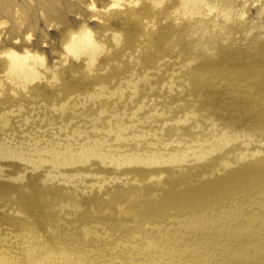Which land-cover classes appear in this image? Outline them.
Here are the masks:
<instances>
[{"label": "rangeland", "instance_id": "obj_1", "mask_svg": "<svg viewBox=\"0 0 264 264\" xmlns=\"http://www.w3.org/2000/svg\"><path fill=\"white\" fill-rule=\"evenodd\" d=\"M113 1L0 0V264H264V0Z\"/></svg>", "mask_w": 264, "mask_h": 264}, {"label": "bare ground", "instance_id": "obj_2", "mask_svg": "<svg viewBox=\"0 0 264 264\" xmlns=\"http://www.w3.org/2000/svg\"><path fill=\"white\" fill-rule=\"evenodd\" d=\"M238 0H181L180 1V10L179 12L183 16H194V15H209L212 13H218L219 16L222 17H230L232 16L236 11V3ZM121 0H114L112 5H110L108 8H116L121 7ZM176 2V0H175ZM134 3L133 0H130L129 5H132ZM9 8H12L10 3H7ZM152 4L154 7H157L161 5L160 2H157L156 0H152ZM136 5H138V2H136ZM7 7V8H8ZM11 13V11H10ZM9 10L5 11L3 10V7L0 6V16L2 15H8L10 14ZM1 26V25H0ZM119 36L114 35V41L118 42ZM66 50L69 54L74 55L76 58H79L80 56H86L91 64H93L96 60V57L98 53L100 52L101 48L96 43V41L93 38V35L91 32H85L83 34L74 35L71 38V41L67 44ZM9 59V71H8V77L11 81H16L17 85L20 87H24L29 83H33L37 79H41V76L39 72L37 71V66H42L44 64V60L42 58H38L36 56H31L29 53H27L25 56H20L16 52H10L8 54ZM129 87H132V89L137 92V85L136 81L132 80L130 81ZM123 96L124 93L121 92H115L112 93V96L115 95ZM96 96V95H95ZM248 105V104H247ZM102 106V105H99ZM255 109V108H253ZM59 110H57L58 112ZM252 111V110H251ZM61 113V112H60ZM72 113V112H71ZM227 113V112H226ZM249 113V112H248ZM55 114V113H54ZM59 114V113H58ZM40 115V114H39ZM57 115V114H56ZM249 115V114H248ZM37 116V115H36ZM239 116V115H238ZM263 116V115H262ZM58 117V116H57ZM5 118V117H4ZM33 118V117H32ZM39 118V117H38ZM55 118V117H54ZM263 118V117H262ZM32 120V119H31ZM6 121V120H5ZM54 121V120H53ZM231 121V120H230ZM229 121V122H230ZM250 123V122H249ZM40 125V124H39ZM43 125V124H42ZM72 125V124H71ZM254 125V124H253ZM8 126V125H7ZM19 126V125H18ZM46 126V125H44ZM247 126V125H246ZM245 126V127H246ZM239 127V126H238ZM254 128V127H253ZM224 129V128H223ZM232 129V128H231ZM255 130L249 129L248 131H244V138H249L252 134H254L257 130L259 132H264V119L259 122L258 126L254 128ZM23 130V129H22ZM21 131V130H20ZM58 131V130H57ZM56 131V132H57ZM224 131V130H223ZM242 132V131H241ZM241 134V133H240ZM239 134V135H240ZM234 135V134H233ZM215 136V135H214ZM238 136V135H237ZM44 138V137H43ZM223 138V137H222ZM242 138V137H241ZM243 138V139H244ZM59 139V138H58ZM236 139V138H235ZM242 139V140H243ZM56 140V139H55ZM67 140V139H66ZM73 141V140H71ZM221 141V140H220ZM7 142V141H6ZM22 142V141H21ZM212 142V141H211ZM246 142V141H244ZM207 143V142H206ZM10 144V143H9ZM23 144V143H22ZM224 144V143H223ZM27 145V144H26ZM16 146V145H15ZM35 146V145H34ZM10 147V146H9ZM18 147V146H17ZM50 147V146H49ZM221 147V146H220ZM217 148V147H216ZM223 148V147H222ZM29 151V150H28ZM178 151V150H177ZM203 151V150H201ZM47 152V151H46ZM75 152V151H74ZM199 152V151H198ZM215 152V150H214ZM38 154V153H37ZM88 155V154H87ZM212 155V154H211ZM214 155V154H213ZM17 156V155H16ZM116 156V155H115ZM20 157V156H19ZM38 157V156H37ZM111 157V156H110ZM208 157V156H207ZM18 158V156H17ZM100 158V157H99ZM206 158V157H205ZM22 159V158H21ZM83 159V158H82ZM51 160V158H50ZM61 162V161H60ZM121 162V161H120ZM168 162V161H167ZM182 162V161H181ZM227 162V161H226ZM114 164V163H113ZM112 164V165H113ZM259 167H264V162L260 163L258 165ZM57 170V169H56ZM55 174V173H54ZM234 212V211H233ZM239 212V211H238ZM237 213V212H236ZM256 216V215H255ZM243 217V216H242ZM202 218V217H201ZM200 219V218H199ZM204 220V219H203ZM207 220V219H206ZM219 220V219H218ZM210 221V220H209ZM222 221V220H221ZM229 221V219H228ZM232 221V220H231ZM234 221V220H233ZM232 221V223H233ZM216 222V221H215ZM213 223V222H212ZM209 224V223H208ZM247 224V223H246ZM245 224V225H246ZM260 224V223H259ZM206 225V224H205ZM250 226V225H249ZM204 227V226H203ZM202 227V228H203ZM229 228V227H228ZM236 228V227H235ZM246 228V227H245ZM254 228V227H253ZM263 228V227H261ZM207 229V228H206ZM193 230V229H192ZM210 230V229H209ZM247 230V229H246ZM254 230V229H253ZM240 231V230H238ZM235 232V231H234ZM86 237H89V231L85 229L84 233ZM165 236V235H164ZM90 239V238H87ZM97 239V238H96ZM82 244V243H81ZM15 247V246H14ZM35 247V246H34ZM37 247V246H36ZM12 249V248H11ZM16 251V250H15ZM25 253V252H23ZM152 252H149V256H151ZM12 254V253H11ZM21 255V254H20ZM23 255V254H22ZM34 255V254H33ZM154 255V254H153ZM36 258L39 256L35 255ZM2 258V257H1ZM17 258V257H16ZM34 258V257H32ZM40 259V258H39ZM26 260V259H25ZM31 262V261H30ZM51 263V262H50ZM25 264V263H24ZM125 264H131L125 262Z\"/></svg>", "mask_w": 264, "mask_h": 264}]
</instances>
